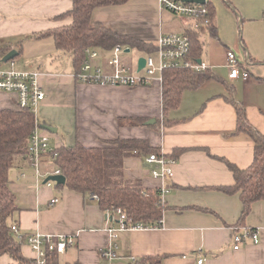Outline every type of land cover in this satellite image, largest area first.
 Returning a JSON list of instances; mask_svg holds the SVG:
<instances>
[{"label":"crops","instance_id":"1","mask_svg":"<svg viewBox=\"0 0 264 264\" xmlns=\"http://www.w3.org/2000/svg\"><path fill=\"white\" fill-rule=\"evenodd\" d=\"M223 2L230 26L226 28L217 15L213 0L217 36L207 31L199 35L201 40L204 33L209 36L207 44L203 42L200 60L209 66L213 77L197 89L184 91L167 123L159 77L149 85L135 87L81 83L75 77L72 53L59 50L52 36H36L71 24V16H58L73 7V0H0V46L6 53L18 51L9 60L10 68L40 73L46 97L37 117L40 123L57 127L58 132L39 129L50 136L54 148L77 142L103 146L116 138H136L147 140L175 159L174 175L163 181L153 176L154 165L146 161L147 152L125 159L126 179L140 181L150 189L165 184L170 190L163 197L166 209L160 226L119 230L116 238L108 228L118 227L117 222L107 221L106 211L95 198L42 183L30 162L11 168V189L19 209L11 221L18 224L20 233L76 237V245L56 253V264H145L147 257H165L162 264H264V198L254 202L241 221L240 196L215 189L234 183L225 159L241 168L250 166L254 159V140L238 131V106L250 125L264 134V0ZM175 15L159 0H128L95 8L92 21L156 44L164 34L187 32L193 26L191 18ZM50 37L53 41H45ZM23 38L33 42L28 55L33 59L22 55ZM229 50L241 60L251 59L250 78H230ZM107 62L96 60L106 70ZM17 98L15 93L0 91V110H19ZM131 118L146 122H130ZM151 119L159 121L148 124ZM54 197L59 201L51 204ZM245 228L257 229L260 242L247 239L234 250V232ZM111 242L118 244V257L109 261L103 251ZM21 249L26 258L35 257L26 243ZM12 263L10 255L0 254V264Z\"/></svg>","mask_w":264,"mask_h":264},{"label":"trees","instance_id":"2","mask_svg":"<svg viewBox=\"0 0 264 264\" xmlns=\"http://www.w3.org/2000/svg\"><path fill=\"white\" fill-rule=\"evenodd\" d=\"M73 7L58 16H71L69 25L51 31L38 33L37 37L52 36L56 47L64 52H71L76 73L81 71L88 47L112 50L116 45L137 48L145 53L154 52L156 44L131 35L113 31L102 22L92 21L95 8L119 5L128 0H73ZM209 23L198 28L187 29L191 38L190 58L198 62L202 58L204 47L200 39L202 32L217 36L216 9L213 0H207ZM163 118L168 123V114L179 106L184 91L193 90L213 77L208 71H196L191 68H168L162 73ZM149 85V84H148ZM238 109V131L248 133L254 140V159L250 166L241 168L225 159L232 171L234 183L215 187L223 193L238 194L242 201L240 220L249 215L254 202L264 198V134L255 130L249 123L244 110ZM123 120V119H121ZM120 120V123L122 122ZM134 118L129 119L133 122ZM141 124L145 119H137ZM159 120L156 122L158 123ZM135 122V123H136ZM39 120L29 109L0 110V254H8L12 264H34L33 259L22 253L25 243L13 232L11 219L19 210L16 196L11 189L10 169L28 159L30 137ZM54 159L57 169L66 177L65 184L57 187L67 188L95 198L104 211L122 209L126 214L127 224L141 223L144 226H160L163 220L164 204L160 189L142 186L140 181L128 180L124 176L125 159L134 153L144 151L160 154L158 148L152 147L145 139L116 138L103 146H88L80 142L75 145L63 144L55 148ZM167 155V154H166ZM174 157V155H167ZM50 182V181H49ZM48 182V183H49ZM46 183V184H48ZM27 233H24L25 236ZM165 258V257H164ZM163 257H147L145 264H162ZM57 263V254L49 255L48 264Z\"/></svg>","mask_w":264,"mask_h":264},{"label":"built area","instance_id":"3","mask_svg":"<svg viewBox=\"0 0 264 264\" xmlns=\"http://www.w3.org/2000/svg\"><path fill=\"white\" fill-rule=\"evenodd\" d=\"M160 4L174 12L175 14L187 16L192 19V25L198 28L200 25L206 26L209 23L208 8L206 4L197 2H187L183 0H159ZM132 47L125 45H116L111 51L113 54L108 58L107 65L110 70H106L96 63L99 58V50L97 48L88 47L85 49L86 58L84 60L81 71L75 74L76 79L81 83L103 84V85H123L135 87L138 85H147L155 78L157 72L159 79L162 81V73L168 68H191L196 71H209V66L201 60V62H193L190 58L191 38L188 32H174L162 35L156 43L154 52L145 53V66L138 70V62L135 69H132L125 61L121 59L123 53H128ZM127 49H130L127 51ZM158 55L155 61L154 54ZM6 52L0 46V59ZM1 61V60H0ZM252 63L250 58L241 60L237 54L229 50L227 52V65L229 68L230 78L243 77L250 78L248 66ZM40 73L37 71L19 70L16 68L0 69V91L15 93L17 95L18 106L20 109H29L35 115L37 120V112L40 104L46 97V92L39 82ZM40 127L34 130L30 137L28 159L35 169L38 178L42 176L41 165L48 160L54 161L57 153L51 145L50 136L41 132ZM147 162L154 165L152 174L154 177L160 178L162 181L174 175L175 159L168 157L165 153H151L147 156ZM61 173L56 169L54 174ZM50 181L48 184H51ZM161 197L169 192V188L162 184L159 188ZM59 201L58 197L51 200V204ZM107 221L117 222L118 227H109L108 231L112 237H117V231L147 228L157 226H144L141 223L127 224V216L122 209L106 211ZM13 232L19 240L24 241L30 246L35 254L33 258L34 264H48L49 255L52 253H63L68 247L76 245V237L65 234H42L39 232L27 233L25 236L20 233L18 224L12 226ZM251 239L253 243H259L260 237L257 229L245 228L243 231H235L233 235V249L238 250L242 245ZM118 244L111 242L104 249L103 256L109 261L118 257ZM133 260L137 261L136 257ZM203 260L200 259L199 263Z\"/></svg>","mask_w":264,"mask_h":264},{"label":"rangeland","instance_id":"4","mask_svg":"<svg viewBox=\"0 0 264 264\" xmlns=\"http://www.w3.org/2000/svg\"><path fill=\"white\" fill-rule=\"evenodd\" d=\"M214 3L216 5V7H217V15L219 17H221L225 27L228 28L230 26V21H229V19L227 17V13H228L227 6L224 4L223 0H214ZM178 15H175V16H178ZM171 17H173V14H171ZM174 18H176V17H174ZM236 38H238V36ZM47 39H49L50 42L53 41V39L51 37L50 38H46L45 41H48ZM208 40H209L208 34L204 33L202 35V41L205 43V45L207 44ZM32 43L33 42H31V40H29V39L25 40L23 38L22 45H21V46H23V50H24L23 54H22L23 56L31 55L32 49H33V46H32L33 44ZM98 50H99V55H100L99 58H100V61H102V62H106L108 60V58H110L111 55L113 54V52L110 51V50H104V49H98ZM144 55H145L144 51H141V50H139L137 48H131V50L128 53H123L121 55V59L123 61H125L132 69H135L136 66H137V62H138L139 58L144 56ZM28 58L33 59L34 57L32 55V56H28ZM154 59H155V61L158 60V55L156 53L154 54ZM10 62L11 61L4 62L2 60V61H0V67H2V68H10V66H11ZM108 69H109V67H108ZM159 73L160 72H157L154 77H158ZM56 169H57V167H56V164L54 163V161L48 160L47 162H44L41 165L42 176L40 178H41L42 183L44 182L46 177H48L49 175L54 174Z\"/></svg>","mask_w":264,"mask_h":264},{"label":"water","instance_id":"5","mask_svg":"<svg viewBox=\"0 0 264 264\" xmlns=\"http://www.w3.org/2000/svg\"><path fill=\"white\" fill-rule=\"evenodd\" d=\"M183 1L197 2V3H200V4H206V2H207V0H183ZM129 50L130 49H127V51H129ZM17 54H18V51L10 50L4 55L2 60L4 62L12 60V59H14L16 57ZM199 62H201V60H199ZM145 64H146L145 57L144 56L140 57L139 60H138V70H141L145 66ZM155 122H156V119H151L147 123L150 124V123H155ZM41 128L46 130V131H49L51 133L58 132V128L57 127H54V126L49 125L47 123H43L41 125ZM49 181L55 182L56 184H65L66 177L62 173L52 174V175H49L48 177L45 178L44 183H48Z\"/></svg>","mask_w":264,"mask_h":264}]
</instances>
